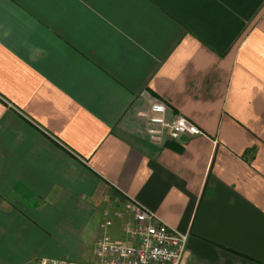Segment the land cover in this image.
Masks as SVG:
<instances>
[{"label": "crops", "instance_id": "0c3cea01", "mask_svg": "<svg viewBox=\"0 0 264 264\" xmlns=\"http://www.w3.org/2000/svg\"><path fill=\"white\" fill-rule=\"evenodd\" d=\"M156 101L203 134L151 141ZM132 202L264 264V0H0V264L128 243Z\"/></svg>", "mask_w": 264, "mask_h": 264}, {"label": "built area", "instance_id": "2783aa9c", "mask_svg": "<svg viewBox=\"0 0 264 264\" xmlns=\"http://www.w3.org/2000/svg\"><path fill=\"white\" fill-rule=\"evenodd\" d=\"M168 111L165 102L156 101L143 113L151 141L163 144L168 140L203 134L191 119L182 114L168 117ZM128 208L133 219L123 228L128 232L130 242H119L105 234L96 242L92 261L40 257L22 264H181L188 235L169 227L154 211L137 202H132Z\"/></svg>", "mask_w": 264, "mask_h": 264}, {"label": "rangeland", "instance_id": "374dc122", "mask_svg": "<svg viewBox=\"0 0 264 264\" xmlns=\"http://www.w3.org/2000/svg\"><path fill=\"white\" fill-rule=\"evenodd\" d=\"M126 210H128L127 212L133 216L130 209ZM128 239L129 238H126V235L121 236V240L129 241ZM62 249L64 250V252L60 253L56 257H64L65 259L74 261H92L94 259V247L89 241H86L85 238L83 242H76V244L66 243L65 247Z\"/></svg>", "mask_w": 264, "mask_h": 264}]
</instances>
